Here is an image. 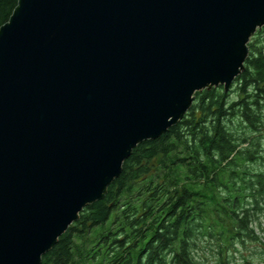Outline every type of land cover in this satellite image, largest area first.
I'll return each mask as SVG.
<instances>
[{
	"label": "water",
	"instance_id": "obj_1",
	"mask_svg": "<svg viewBox=\"0 0 264 264\" xmlns=\"http://www.w3.org/2000/svg\"><path fill=\"white\" fill-rule=\"evenodd\" d=\"M0 28V264H41L141 143L244 70L264 0H20Z\"/></svg>",
	"mask_w": 264,
	"mask_h": 264
},
{
	"label": "trees",
	"instance_id": "obj_2",
	"mask_svg": "<svg viewBox=\"0 0 264 264\" xmlns=\"http://www.w3.org/2000/svg\"><path fill=\"white\" fill-rule=\"evenodd\" d=\"M19 1L0 0V28ZM248 47L228 91L197 92L166 134L139 144L41 264H202L210 240L223 264L236 241L254 238L252 211L264 209V27Z\"/></svg>",
	"mask_w": 264,
	"mask_h": 264
},
{
	"label": "rangeland",
	"instance_id": "obj_3",
	"mask_svg": "<svg viewBox=\"0 0 264 264\" xmlns=\"http://www.w3.org/2000/svg\"><path fill=\"white\" fill-rule=\"evenodd\" d=\"M264 137V134L261 138ZM260 138V137H259ZM264 149V138L262 139ZM264 208V205H262ZM254 238H244L243 242L236 241L234 247L227 250L226 260L223 264H264V209L259 212L252 211ZM215 241H205L201 244L199 257L202 264H220L221 256L218 255Z\"/></svg>",
	"mask_w": 264,
	"mask_h": 264
}]
</instances>
